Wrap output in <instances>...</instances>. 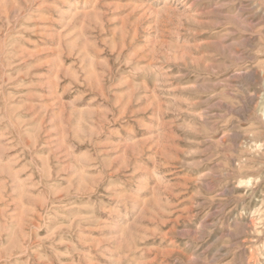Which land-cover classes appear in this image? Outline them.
<instances>
[{"label": "rangeland", "instance_id": "rangeland-1", "mask_svg": "<svg viewBox=\"0 0 264 264\" xmlns=\"http://www.w3.org/2000/svg\"><path fill=\"white\" fill-rule=\"evenodd\" d=\"M0 264H264V0H0Z\"/></svg>", "mask_w": 264, "mask_h": 264}]
</instances>
